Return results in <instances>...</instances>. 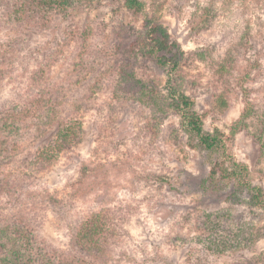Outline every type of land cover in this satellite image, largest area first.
<instances>
[{
  "label": "rangeland",
  "instance_id": "obj_1",
  "mask_svg": "<svg viewBox=\"0 0 264 264\" xmlns=\"http://www.w3.org/2000/svg\"><path fill=\"white\" fill-rule=\"evenodd\" d=\"M143 1L145 14L159 20L185 54L176 80L194 99L204 131L229 132L244 105L232 79L254 69L248 88L254 98L264 96V66L257 67L260 58L250 48L238 51L230 45L238 42L235 31L229 46L222 43V18L205 28L199 25L200 7L206 0ZM124 2L83 1L71 14L53 13L42 19L25 36L13 31L20 23V13L13 12V5L8 8L13 0H0V67L4 71L0 111L26 104L48 78L45 100L33 114L37 116L25 114L27 121L18 127L23 129L11 133L9 147L0 140V224L25 212L36 235L50 248L71 253L75 224L110 208L125 217L115 228L121 241L112 246L110 255L117 264H264V211L250 214L247 192L211 176L217 156L183 132L177 116L169 115L157 124L150 109L121 97L116 76L120 66L129 65L142 79L160 84L168 77L167 70L144 55L147 49L142 45L147 43L141 24L145 16L129 13ZM228 47L239 52L234 54L236 64L240 62L238 71L232 76L227 73L230 67L223 74L217 71ZM246 59L252 62L251 69ZM36 65L38 76L28 83ZM227 74L230 78L222 81ZM60 96L67 102L51 101ZM225 101L226 105L218 104ZM68 117L81 124L78 142L43 170L45 166L34 163L36 150ZM29 118L42 127H27ZM232 146L236 160L248 166L253 185L264 193V151L251 126L236 135ZM6 152L11 161L4 166ZM160 178H168L171 184L159 185ZM39 189L48 191L47 201L53 207L42 209L38 225V202L46 200ZM22 202L24 207L18 206ZM225 209L232 213L233 226H253L255 242L243 251L211 255L196 244L195 219L203 210Z\"/></svg>",
  "mask_w": 264,
  "mask_h": 264
},
{
  "label": "trees",
  "instance_id": "obj_2",
  "mask_svg": "<svg viewBox=\"0 0 264 264\" xmlns=\"http://www.w3.org/2000/svg\"><path fill=\"white\" fill-rule=\"evenodd\" d=\"M83 1L87 0H13L12 4L8 3V8L13 5V12L20 13V23L13 31L26 36L32 29H37L41 25L42 19L45 20L53 13L71 14V11ZM205 2L200 7L199 25L205 28L213 25L218 18H222L224 20L221 31L222 43L227 42L229 46L232 41L230 37L234 36V31L237 32L235 36L238 37V42H231L230 45H235L238 51L241 47L252 49L260 58L258 69L261 65L264 66V0H206ZM124 5L129 13L145 16L141 24L142 38L147 43L142 45V48L147 49L144 55L157 67L167 70L168 77L163 84H160L142 79L136 72L130 70L129 65L120 66L116 76L121 83L119 88L121 97L150 109L157 124L163 123L169 115L177 116L181 130L194 138L204 150L217 156L211 169V176L220 181L233 182L239 190L247 192L250 214L255 215L256 212L264 211L263 190L253 185L248 166L237 161L232 153L236 135L248 130L250 126L257 145L264 151V96L261 99L254 98L248 88V84L254 79V69L247 70L251 69L252 62L246 59L249 66L246 74L232 79L243 97L244 105L238 120L231 126L229 132L220 128H214L210 133L205 132L203 118L194 109V99L176 80L185 60L184 52L159 20L145 14L146 3L143 0H125ZM235 48L228 47L224 51V58L218 63L219 74H223L227 67H230L227 73L231 76L238 71L237 66L240 62L236 64L238 58L234 54L239 52ZM37 65L30 73L28 83L38 76ZM2 69L0 67V76L4 72ZM231 69H234V72H231ZM228 74L222 81L230 78ZM39 86L42 89H38L34 96H29L30 98L24 101L26 104L22 103L17 109L8 105L0 111V140L8 147L11 133L23 129L18 127L22 126L23 120L27 121L25 114H29L30 118L37 116L38 113L33 114L38 111L40 102L45 100L48 78L45 77ZM64 98V96L54 97L51 101L57 104L60 101L66 103L67 100ZM218 104L226 105V101ZM30 118L27 127L29 125H34L35 129L42 127ZM46 124L47 122L43 126ZM80 128V122H76L73 118L60 120L55 134L37 148L38 155H35L34 163L38 162L39 167L45 166L43 170L50 168L56 158L78 142ZM10 157L6 152L2 155L1 163L4 166L8 165L11 161ZM158 182L161 186L171 184L168 178H160ZM39 192L43 193L46 200L43 203L38 202V225L43 216L42 209H46L51 203V200L47 201L48 191L39 189ZM23 205V202L18 204L24 207ZM232 219L230 210H215L208 213L203 210L195 219L199 229L195 241L200 249L211 255L222 256L252 246L256 237L253 226L244 223L233 226ZM121 220L124 223L125 217L110 208H102L96 213L83 217L75 224L70 237L72 252L65 253L50 248L39 237V233L37 236L34 224L28 220L24 212L0 224V264H117L110 255L113 247L121 241V236L115 229Z\"/></svg>",
  "mask_w": 264,
  "mask_h": 264
}]
</instances>
